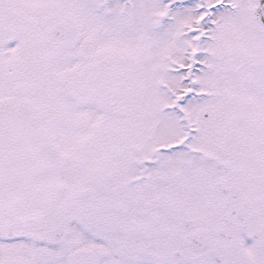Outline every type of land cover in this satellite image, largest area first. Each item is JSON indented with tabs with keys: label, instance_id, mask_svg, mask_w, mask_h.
Listing matches in <instances>:
<instances>
[{
	"label": "snow or ice",
	"instance_id": "1",
	"mask_svg": "<svg viewBox=\"0 0 264 264\" xmlns=\"http://www.w3.org/2000/svg\"><path fill=\"white\" fill-rule=\"evenodd\" d=\"M0 264H264V0H0Z\"/></svg>",
	"mask_w": 264,
	"mask_h": 264
}]
</instances>
